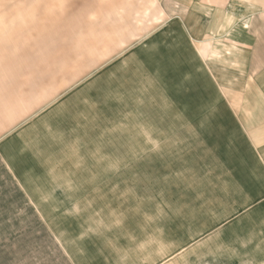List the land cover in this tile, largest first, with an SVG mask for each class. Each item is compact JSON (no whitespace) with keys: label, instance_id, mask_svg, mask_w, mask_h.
I'll return each instance as SVG.
<instances>
[{"label":"rangeland","instance_id":"rangeland-1","mask_svg":"<svg viewBox=\"0 0 264 264\" xmlns=\"http://www.w3.org/2000/svg\"><path fill=\"white\" fill-rule=\"evenodd\" d=\"M263 9L0 0L26 23L0 56V138L32 117L58 132L72 217L37 245L0 219V264H264Z\"/></svg>","mask_w":264,"mask_h":264},{"label":"crops","instance_id":"crops-1","mask_svg":"<svg viewBox=\"0 0 264 264\" xmlns=\"http://www.w3.org/2000/svg\"><path fill=\"white\" fill-rule=\"evenodd\" d=\"M2 7L6 8L5 5ZM0 24V56H5L21 40V35L26 34V23L18 20ZM259 77L263 80L261 84L264 88V69H261ZM44 121V118L32 117L16 126L17 130L8 126L0 138V207H7L0 208V219L14 223L13 230H19V233L6 236L25 239L21 245L26 238H33L37 245V238H42L45 230L48 237L60 244V237L66 236L69 231V228L65 229L60 224V216L67 215V221L72 219L71 213L61 214V203L65 202L60 201L61 191L69 194L67 170H61V160L69 147L62 145L65 148H58V132ZM39 136L45 137L46 142L39 140ZM22 165L31 168L23 169ZM61 179L64 185H61ZM3 183L11 186L7 188ZM61 246L69 255L67 244Z\"/></svg>","mask_w":264,"mask_h":264}]
</instances>
